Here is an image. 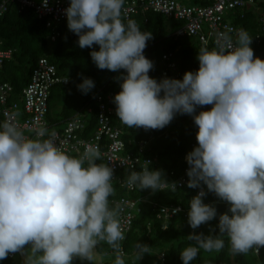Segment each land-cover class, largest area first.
<instances>
[{
    "label": "clouds",
    "instance_id": "obj_1",
    "mask_svg": "<svg viewBox=\"0 0 264 264\" xmlns=\"http://www.w3.org/2000/svg\"><path fill=\"white\" fill-rule=\"evenodd\" d=\"M47 4L42 0V6ZM123 4L70 0L64 10L67 27L78 36L81 49L99 47L90 52L98 69L124 70L115 78L121 90L113 98L122 124L157 130L186 114L198 127V146L185 157L187 187L200 188L188 201L187 223L195 230L217 218L216 207L203 202L201 184L229 207L218 216L219 234L193 231L180 259L192 264L200 250L219 252L223 236L234 254L259 252L264 247V59L255 56L252 37L239 29L233 42L227 32L219 33L216 47L197 52V71L158 82L149 76L154 65L144 55L153 35L134 20L124 22ZM77 87L88 94L95 85L84 77ZM207 105L210 110L197 114L198 107ZM100 159L93 145L78 157L68 155L46 128L29 138L14 123L0 124V260L20 253L24 264H72L77 257L93 264L97 246L104 242L113 251L114 264H125L119 220L123 204L110 207L114 169L97 163ZM126 183L139 191L177 190L163 170L147 166L131 171ZM135 251L142 257L149 246L138 241Z\"/></svg>",
    "mask_w": 264,
    "mask_h": 264
},
{
    "label": "trees",
    "instance_id": "obj_2",
    "mask_svg": "<svg viewBox=\"0 0 264 264\" xmlns=\"http://www.w3.org/2000/svg\"><path fill=\"white\" fill-rule=\"evenodd\" d=\"M210 1L194 0L188 4L204 5ZM257 6L259 11L264 13V0H258ZM130 19L136 21L141 31L150 32L153 35V39L147 42V47L144 49L145 57L154 65L149 72L150 77L158 74L161 54L167 49L176 51L179 78L182 79L186 71L198 70L199 62L196 56L201 47L206 46L210 50L216 47L212 42L200 44L193 36H177L175 31L182 23L160 12L148 10L135 14ZM225 19L245 27L252 37L253 49L261 47L260 44L256 46L254 40V34L258 31L257 12L251 9H231L225 13ZM57 29L60 34L55 41H50L51 29L37 18L31 8H21L18 3L9 1L5 12L0 17V48L11 49V56L3 62L0 69V81H7L12 85L11 100H21L22 89L29 81L33 67L40 57H46L56 66L59 75L68 77L67 83H56L50 91L46 116L48 127L52 130L68 118L82 113L87 119L83 136H87L96 127L94 95L97 92L103 93L110 90L119 92L120 82L115 78L124 73V70L111 72L107 69H98L90 57L93 49L99 50L97 45H93V49H81L77 43L78 36L69 31L67 21L61 22ZM84 77L92 79L95 85L88 94H82L77 87ZM87 107L94 109L89 115H86ZM210 108L211 105L198 107L197 114L199 111H207ZM112 122L120 126L121 138L128 151L137 150V142L151 136L142 155L153 158L148 167L150 170H163L168 181L178 178L189 167L185 157L188 152L198 146L196 140L198 127L194 124L192 116L186 114H177L167 126L157 130L128 128L120 124L117 116H112ZM3 123L0 116V124ZM97 163H104V161L101 158L97 160ZM140 170L136 167L133 170L123 168L116 171L114 173L116 177L112 181L115 195L109 197L110 207L114 206L115 201L122 196L138 200L133 209L132 226L124 233L125 239L120 242L125 253V264H183L180 251L191 243L188 236L193 231L208 235L210 229H214L211 234L218 235V216L227 212L229 205L219 200L214 193L208 192L206 186L201 184L206 191L203 202L215 206L218 215L217 218L193 230L187 223L188 201L197 195V190L200 188L186 186L177 188L176 191L166 189L152 192L151 190L139 191L136 188L128 190L120 184L119 180L127 179L131 171ZM170 204L180 205L183 211H179L169 219L157 217L159 207ZM221 238L225 241L222 250L219 252L200 250L192 264H264V247H260L257 253L253 249L247 254H234L230 249L228 238L226 236ZM138 241L149 246V252L142 257H139L135 251ZM97 251L113 252L104 242L97 246ZM161 252L164 253L163 262L159 256ZM73 264H90V262L76 259ZM103 264H114V262L106 261Z\"/></svg>",
    "mask_w": 264,
    "mask_h": 264
},
{
    "label": "built area",
    "instance_id": "obj_3",
    "mask_svg": "<svg viewBox=\"0 0 264 264\" xmlns=\"http://www.w3.org/2000/svg\"><path fill=\"white\" fill-rule=\"evenodd\" d=\"M9 1L18 3L21 8H31L37 18L51 29L50 41H55L60 34L57 26L61 22L67 21L64 10L69 6L70 0H48L47 7L42 6V0H2L0 2V17L5 12ZM257 2L258 0H211L210 3L203 5L183 4L180 0H124L121 18L127 22L138 13L148 10L160 12L182 23L175 31L177 36H193L200 44L212 42L217 46L219 33L227 32L234 42L236 32L239 29L246 30L244 26L225 19V13L231 9H251L258 13V31L254 34V40L256 46L261 45L259 49H253L252 45L251 47L256 57L264 59V13L259 11ZM10 56L11 49L0 48V69L4 60ZM159 65L158 74L151 78L158 82L165 77L180 79L175 50H165L161 54ZM67 82L68 77L59 75L56 66L46 57H40L33 67L29 81L22 89L21 100H11L12 85L7 81H0V116L3 122L14 123L29 138H35L38 128H46L49 133H55V143L73 157L82 155L86 145L96 146L101 152L102 160L113 167L114 173L123 168L133 170L136 167L140 169L148 167L154 159L142 154L147 148L151 136L140 139L137 142V150L128 151L121 138L120 126L112 122V116H116L113 98L118 93L117 91L97 92L94 95L96 127L90 135L83 136L87 119L82 113H77L65 120L63 126L50 130L46 118L50 91L56 83ZM93 110V107H87L86 115L91 114ZM120 124L124 125L121 122ZM187 169L178 178L169 182H176L177 188L186 187L189 179L186 174ZM119 182L128 190L133 189L127 186L126 179H120ZM199 191L200 189L197 190V194ZM137 201L127 196H122L115 201V203L122 202L123 204V212L119 216V220L124 233L132 226L133 209ZM173 209L176 210L174 213ZM179 211H183L180 205H161L157 211V217L169 219ZM255 253L257 252L255 251ZM15 254L10 253L8 257L12 258ZM159 256L163 262L164 253L161 252Z\"/></svg>",
    "mask_w": 264,
    "mask_h": 264
},
{
    "label": "rangeland",
    "instance_id": "obj_4",
    "mask_svg": "<svg viewBox=\"0 0 264 264\" xmlns=\"http://www.w3.org/2000/svg\"><path fill=\"white\" fill-rule=\"evenodd\" d=\"M183 3H192L194 0H181ZM56 112V111H54ZM64 123H62L60 126H63ZM29 247V246H28ZM111 256L109 255H106L105 253L103 254L102 252H99L97 251L96 249V255H95V260L93 262V264H103L104 262L106 261H109V262H114L113 260L110 259ZM18 259V256L14 259V261H17ZM76 259H79L78 257L77 258H74V260L72 261V263L76 260ZM87 261V260H86Z\"/></svg>",
    "mask_w": 264,
    "mask_h": 264
},
{
    "label": "crops",
    "instance_id": "obj_5",
    "mask_svg": "<svg viewBox=\"0 0 264 264\" xmlns=\"http://www.w3.org/2000/svg\"><path fill=\"white\" fill-rule=\"evenodd\" d=\"M26 250L28 249L25 248ZM106 255H109L111 256L110 259L111 260H114L115 259V256L113 254V252L111 251H107V252H104ZM103 253V254H104ZM18 256V259L17 261H14V259ZM74 263V262H73ZM0 264H24V256L20 253H16L11 259H4V260H0Z\"/></svg>",
    "mask_w": 264,
    "mask_h": 264
}]
</instances>
